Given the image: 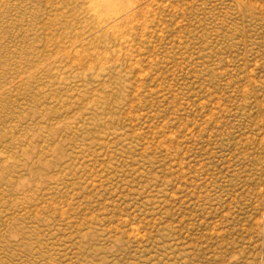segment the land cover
<instances>
[{
	"label": "rangeland",
	"instance_id": "1",
	"mask_svg": "<svg viewBox=\"0 0 264 264\" xmlns=\"http://www.w3.org/2000/svg\"><path fill=\"white\" fill-rule=\"evenodd\" d=\"M0 264H264V0H0Z\"/></svg>",
	"mask_w": 264,
	"mask_h": 264
},
{
	"label": "bare ground",
	"instance_id": "2",
	"mask_svg": "<svg viewBox=\"0 0 264 264\" xmlns=\"http://www.w3.org/2000/svg\"><path fill=\"white\" fill-rule=\"evenodd\" d=\"M99 3H101V4H108V5H111L112 3H114V2H116V0H97ZM110 3V4H109ZM128 5H130V3L128 4ZM132 6V5H131ZM127 7V6H126ZM128 8H130V6H128ZM127 8V9H128ZM127 9H125V10H123V11H121V12H117V13H115V15H116V17H118V19L119 18H121L122 17V21H124L123 20V17H127L125 14V12H126V10ZM130 10V9H129ZM132 10V9H131ZM128 11V10H127ZM114 13V12H113ZM131 13H132V11H131ZM131 13H130V15H131ZM130 17V16H129ZM124 18V19H125Z\"/></svg>",
	"mask_w": 264,
	"mask_h": 264
}]
</instances>
